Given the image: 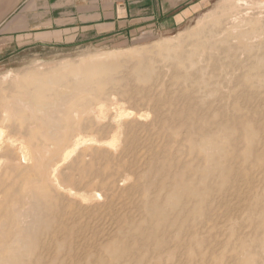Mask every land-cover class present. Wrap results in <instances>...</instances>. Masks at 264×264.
Returning a JSON list of instances; mask_svg holds the SVG:
<instances>
[{
    "label": "bare ground",
    "instance_id": "bare-ground-1",
    "mask_svg": "<svg viewBox=\"0 0 264 264\" xmlns=\"http://www.w3.org/2000/svg\"><path fill=\"white\" fill-rule=\"evenodd\" d=\"M226 21L225 28L230 30H227V35L225 32L226 40H221L222 46L219 45V64L217 62L218 58H213L216 60L215 62H217H214L215 65H219L216 77L217 82L215 83V88L218 87V91L215 89L216 91L213 92L217 95V108L215 113V118L217 117V119H214L215 121L212 119L211 122L201 121L204 120V118H200V114L198 115V113L195 114L197 115V119H193L195 116L193 114L194 111H192V113L191 107L188 108V102H186L185 105L183 104V100L185 99L183 98L182 100V98H179L182 100V102L179 100L181 102V104L180 102L179 104L180 106H183L178 109L179 105L177 106V104H174L178 97L177 99L172 98L173 96L170 97L169 93L165 95L164 93L168 92V90H164L163 96L160 97L157 96L158 92L156 93V97L159 98L156 102H154L153 106H151V101L154 99L149 101L151 103V110L152 107H155L154 109H158L161 105L164 106V108L165 105H176L178 107L175 111L176 115L172 112L174 110H170V115L173 113V115L177 116V120H179L180 117L185 119L183 122L179 121V123L180 125L182 124L181 126L186 130L185 132L187 135H185L187 137L185 135L184 136L187 138L185 140L187 144L183 145L185 144V142H183L184 140L179 141L180 143L182 141V146L185 148L184 151H181H183V153L186 152V159H182V156H174L176 155L174 154L176 151L177 154H180L181 151L179 149H174L176 148L174 147L175 143L173 146L174 148H170V128L167 129L169 131V138H165L164 135L166 132L163 134V129L166 126V120H168L163 114V108L161 109L163 110L161 112L159 109L156 110V112L154 111L155 114L152 120L150 119L149 122L147 121L141 124L140 122L142 121V118L144 117L145 119V115L143 113L140 114V112L138 113L136 111L137 114L134 115L135 112L132 113L130 112L131 110L126 112V109V111L123 110L124 108L122 109V105L114 101L115 103L112 104L108 102V105L111 104L114 112L116 113H114L113 116H108L109 112L106 108L107 104L105 105L103 103L104 101H99V99L105 100V98L101 99V97L106 96V93L110 95L111 88L108 90L109 92H106L108 85L118 83L119 80H121L116 77L121 64L116 61L117 57L112 54L108 55L106 59H102L100 57L101 59L95 58L92 61L90 60L87 64L83 63L77 66L65 65L66 67L49 73H31L28 78L26 77L21 81H16L13 89L9 86L7 88L8 93H0V264H58L59 262L62 264L64 262V260H61V255L64 254L62 251L73 249L78 242L77 239L79 237L81 238L82 235L90 233L92 226L89 225V221L91 219L96 220V223L97 219L99 221L100 219L102 221H110L114 224V226H116L115 230L118 233V236H113L112 234L111 236L108 233L110 236L108 235L109 237H107V239L105 238L106 233L103 235V239H101V244L98 247L94 246L97 248L96 252L91 249L88 251L89 263L91 264H189V262L194 260L199 254L202 255L205 264H219L221 258L226 253H228L229 256L238 257L239 255L240 258L238 260V264H264V197L262 199V203H259V206L255 210L251 209V211L254 210L251 225L249 224L251 231V233L249 231V234L251 235V240L247 241L245 235H239L233 226L234 222L230 224L231 220L235 218V213H233V216H230L232 212L231 209H234V204L236 206V203L239 204V202L243 201H241V199L248 196V194L247 196L244 195L247 191L249 192V195H251V192L256 196H262L264 194V138L259 137V133L256 132L260 129L262 123L258 124L257 121L251 117V113H249V105L242 103L246 102V94L244 95L242 92L237 90L240 79H238L239 75L237 74V70H239L238 67L241 64L240 58L242 55L239 51L240 49H242V51L246 50L245 42L247 41L246 39L250 37H247V35H249V31L247 35L246 33L233 35L232 32L233 30H236L237 27L234 23L236 20H234L231 16V18L228 17V20ZM242 22V25L244 23L246 24V22ZM259 25L257 24L258 27H260ZM254 27H256L255 24ZM229 37L232 40H235L236 43H232V41L230 43L228 39ZM170 56H172V54ZM163 57H166V55ZM155 61L156 60L150 62L155 64ZM166 61L167 60L164 62ZM146 67L150 68V66ZM254 67L258 66L255 65ZM172 69L174 70V68ZM202 70L203 69L199 67V71L202 72ZM128 71L126 70L125 72ZM130 71H133V74H136V77L140 78L142 81H149L150 83L155 81L153 80L155 78L148 73L150 71L147 72V69L140 62L137 63L133 70ZM130 71L128 74L131 73ZM178 72L181 74L182 71L179 70ZM178 72L176 71L175 73ZM258 72L257 74L259 76ZM155 73L158 72L155 71ZM160 73L161 72H159V74ZM118 74H120V72ZM128 74H126L125 80H127V77L130 79V76H127ZM21 76L22 75H20V77ZM159 76H156L157 81ZM18 77H15V80L20 78ZM185 77L186 76L182 77L183 80ZM150 78H152V81H150ZM162 79L164 80V78ZM123 80L124 79H122V81ZM163 80L160 81L163 83ZM254 80H256V78ZM186 81L188 82V80ZM123 83H125V81ZM159 83L160 82L158 81L156 86H160ZM165 83L168 84L167 82ZM254 83L256 84V81ZM257 83L260 84L259 82ZM176 84L178 85V83L173 85L177 87ZM64 85L69 86L70 91L68 93L59 89ZM123 85L125 86V84ZM151 86H149V88H151ZM164 86L162 88H164ZM153 88L157 89L155 86H153ZM86 89L87 91L88 89L91 90V93H89L87 97L92 94L90 95L91 97L94 96L96 99L98 98V102L96 104L93 102V106H97L96 109L93 106L91 107L90 104L92 111L95 110L97 115L95 118L93 117L95 115L91 114L92 111H89V113L93 115L91 117L95 118V120L98 121L96 123L99 124L101 123L100 121L104 120L102 118L104 114L105 116H108L105 118L106 120L108 119V121L105 123L104 120L105 124H102L100 129V134L106 135L102 136L100 139L95 137L91 138V136H82L81 134H83V132L81 131L83 129H79L81 130V133L77 134V131H79L77 130L76 134H72L70 137L68 136L69 138H65V140L67 139L66 145L60 152H58L59 150L57 151L56 149L58 146L56 147V145H58L60 141L65 142L63 137L67 131H63V129L71 126V124L75 122L73 121L74 119H71L72 122L70 124L69 118H62L60 115H64V113L68 114L75 110L76 107L83 106L81 104H77V102L79 99H81L80 102H83L84 99L87 100V98H84ZM155 89L153 93H155ZM183 89L184 88L181 90ZM188 89L187 91L189 92L190 90ZM190 89L191 91L195 90H192V88ZM12 90H15L14 93H12ZM161 90L163 89H160V94ZM82 91H84L85 94ZM128 91L130 92V90ZM169 92L172 91L169 90ZM177 92H179V90ZM177 92L173 95L179 96ZM245 92L247 93V91H244V93ZM208 93L210 94V91ZM185 94L188 95L187 92H185ZM253 95V97L258 95L257 90L253 93ZM94 97L91 99L92 101H94ZM108 97L110 98V96ZM195 97L189 105H191L193 101L195 102ZM243 97L245 99L241 102V98ZM91 100L88 99L90 103L92 102ZM176 102L178 103V101ZM82 104L86 105V103ZM88 105L89 103L86 106ZM108 105L107 107H109ZM61 109L63 110L60 112L61 114H59ZM84 109H89V107H85ZM194 109L197 110V107ZM108 110L111 112L112 109L110 110V108H108ZM202 110L204 109L202 108ZM207 111L209 112V110ZM89 113L86 114V117L87 115L89 117ZM92 113H94V111ZM81 114H84L83 111ZM203 114L204 113H202V115ZM129 115L136 117V120L133 119L135 120V124L139 123L143 126V128L140 129H144V135L140 136L139 133L135 131L134 124L127 125L129 124L127 121V117ZM173 115H171L170 119H172ZM81 116L82 118L84 117V115ZM208 116L207 120H210L212 116H210L209 119ZM76 117L79 116L76 115ZM84 120H86V118ZM196 121H198L197 124L195 123ZM77 122V125L80 127L79 121ZM75 123L74 126L76 125ZM98 124L97 126H100ZM170 124H167V126ZM81 125H83L82 122ZM74 126L73 128L77 127ZM94 128L96 127L94 126ZM138 128L136 127L137 130ZM175 131L177 132V130L174 129V133H172L173 135H175ZM182 131L179 132L181 133ZM183 133L184 132H182V134ZM144 136L146 138V142H144ZM137 141L138 144L140 143L139 141H142L140 145L141 147L144 146L145 151L143 149L142 152H139L141 151L139 148V151L136 150ZM173 142L177 143V141ZM61 145L59 147H61ZM59 147L58 149H60ZM81 147H90L88 149L92 148L98 153L96 154L94 151L95 155L93 156L91 162H88L89 164L83 160H79V158H76L72 164L69 166L67 165L68 167L65 166L66 169L64 168L63 170L64 164L72 160L71 157L75 158L74 155L78 153L77 151ZM116 147L122 148L124 153H134L136 159H139H137L139 161L137 164L140 165V168L141 164H143V166L146 165L145 168L147 169L145 170H149L146 172L150 174L149 177L152 179L153 169H161L164 166L172 167L171 170L164 174L165 176L158 183L157 189L154 191L150 192L147 185H142L145 180L143 182L140 181L142 184H138V182L134 181L135 184L132 183L130 185H125L123 182V184H121L122 186L120 185L121 187L128 189L131 193L133 191H135L136 194L138 193V195L134 196L135 198L137 197L134 204H136V202L138 203L137 208L135 207L134 210L137 209L136 211H138L140 223L141 221L144 222L146 224V228L143 227L142 224L138 225L135 221H131L130 216H120L126 214L131 209L128 206L129 202H121L123 201L121 200L118 203H115L114 201L116 199L114 198H112L114 200H108L109 202L107 200L102 201V197H104L107 187H105L106 189L103 188L101 193H97L95 191L96 189L86 190L87 192H84L80 191L79 187L72 188V186L74 187L75 185L89 186L88 184L92 180L91 176L93 174L97 175L98 178L100 176H104L107 169L106 162H109L108 157L111 156L110 150ZM122 151L121 153H123ZM84 152L82 151V153ZM82 153L81 155H84ZM118 153H120V151ZM124 153L123 155L126 156ZM123 155L121 154V156ZM102 157L106 159L105 163L104 161L102 162L103 164L101 163L103 160ZM127 157L126 159L124 157L122 158L127 160ZM122 158V161H120L124 162ZM77 159L79 162H77ZM127 161H125V163ZM121 165L125 164L122 163ZM116 168V171L118 170V172H120V167ZM66 170L68 172L64 173ZM142 171L139 169L140 173ZM123 173L124 171L122 174ZM137 178L138 181L141 179L139 176ZM118 180L121 181V178ZM104 189L105 191H103ZM132 189L134 190L132 191ZM120 190L121 192L123 191V189ZM128 190L126 191L128 192ZM261 190L263 194L261 193ZM127 192L125 195H127ZM105 195L106 199H110L107 198V194ZM251 196H253V194ZM253 205L256 206L255 203ZM132 211L133 210L130 212ZM82 216H86L90 218V220L88 219L87 223L82 224L83 221L78 223V219L80 217L82 218ZM236 220L238 219H235V221ZM26 221L28 222L27 224ZM98 224L100 223L98 222ZM94 225L95 223H93V226ZM100 231L102 232V230ZM119 235H126L128 239L123 240L119 237ZM91 241L89 243H91ZM96 242L98 243L100 241L97 240ZM137 244L145 246L149 249V259H138L136 256L132 255L134 247ZM79 249H81V246ZM75 250L77 251V249ZM68 258H70V256H68ZM73 258H75V264L80 263V259L76 255Z\"/></svg>",
    "mask_w": 264,
    "mask_h": 264
},
{
    "label": "rangeland",
    "instance_id": "rangeland-1",
    "mask_svg": "<svg viewBox=\"0 0 264 264\" xmlns=\"http://www.w3.org/2000/svg\"><path fill=\"white\" fill-rule=\"evenodd\" d=\"M238 4H239V6H238ZM241 4H242V8H241ZM154 5L155 6L153 7V14L151 15V17L149 19H147L146 21L138 24L137 27H134L135 29L134 28H128V29H125V30H123L121 32L111 33V35L103 36V37H100V38L96 37V38H92V39H76V40L75 39H67V41H63V40L59 39L57 41H53V42L45 43V44H35V43H27V44H24V43L23 44L22 43H18V44L17 43H11V44H9L5 40H0V93H5V92L8 93L7 88L9 86H11L12 89H13V86L16 84V81H21L22 79H24L26 77L28 78V76L31 73H38V74L49 73V72H53V71H56V70H60V69H62L64 67H66V66H77V65H81L83 63L87 64L88 62H90V60L92 61L95 58L97 59V58L101 57L102 59H106L108 55L112 54L115 57H117L116 61L121 64V67L118 70L117 75H116V77H118L117 79H121V80H119V82H118L119 84L115 83V84L108 85V87H107L108 89L106 90V92L111 88L110 95L108 93H106V96L101 97V99L105 98V100H100L99 99V101H102V102L104 101L103 103L105 105L106 104L108 105V102L111 103V104L116 102V103L122 105V109L123 108H124L123 110L126 109L127 110V111L125 110L126 112H129L130 110H131L130 112H132V113L135 112L134 115L137 114V112L138 113L140 112V114L143 113L145 115V119L146 120L143 117L142 118L143 122L142 121L140 122L141 124L145 123L147 121L149 122L150 119L152 120L154 118V114H155L156 110L159 109L160 112L164 110L165 113L163 111V114L166 116L165 118L168 119V120H166V126H165L166 127V131H165V127H164L163 134H164V132H166V134L164 136H165V138H167L169 136V131L167 129L170 128L169 129L170 133H171L170 135L173 138L172 139L171 137L170 138L168 137L169 141H170V145H171L170 148L171 147L172 148L176 147L174 149H179L180 151L181 150L184 151L185 148L182 146V141L184 140L183 142H185V144H183V145L187 144L186 141H185L187 139L186 138L187 137L186 136L187 133L185 132L186 130L181 126L182 124L180 125L179 121L183 122V120H185V119H183V117L182 118L180 117L179 120H177V116H175L176 115V112H175L176 108L179 107L178 109H180L183 106V105L180 106L183 98L185 100L187 98L186 101L183 100V104L186 105V102H188V108L191 107V112L194 111V113L192 112L194 115L196 113H198V115L200 114L199 115L200 118H204V120H201V121H207V122L210 121L211 122L212 119H213V121H215L217 119V117L215 118V116H216L215 113H216V108H217V105H216L217 104V102H216L217 95H215L216 93H213V92L216 91L215 89H217V91H218V87L216 86L217 88H215V83L217 82V78L216 77H217V74H218L217 70H218V66L219 65H217V64L215 65V63L218 62V64H219V61H218L219 60V56H218L219 53L218 52H219L220 46H222L221 45L222 44L221 40H226V35L228 34L227 32L230 30V29H226L225 28V23L227 22L226 20H228V17L231 18V16H232V18H234V20H236L234 23L237 26L236 30H233L232 34L233 35H238V34L241 35L242 33H246V35H247V33L249 31V33H248L249 35H247V37L250 36V37H248L249 39L248 38L246 39L247 41L245 40L246 41L245 42V48H246V50L247 49L248 50L247 51L246 50L242 51V49H240V51H239L243 56L241 55V58H240L241 64L238 67L239 70H237L238 71L237 74L239 75L238 79L240 78L239 82H238V89L237 90L239 92H242V94H244V95L246 94L245 95V96H247V99L245 100L246 102H242V101H244L243 99H245L244 97L241 98L242 100L241 99L240 100H241V102L243 104L245 103V104L249 105V110H250L249 113H251V117L254 120H256L258 124L262 123L260 129L258 131H256V132L259 133V137H263L264 138V102H263L264 101V94H263L264 93V91H263L264 90V78H263L264 77L263 76L264 75V38H263L264 37V35H263L264 34V0H157L154 3ZM241 16H242V18H241ZM245 20H247V21H245ZM249 20H251V21H249ZM242 21L246 22V24L244 23L242 25L241 24ZM256 21H257V23H256ZM254 24H255L256 27H254ZM257 24L258 25L260 24L259 25L260 27H258ZM253 29H255L256 31L253 30ZM211 30H212V32H211ZM262 30H263V32H262ZM225 32H226V35H225ZM256 33H258V34H256ZM250 34L251 35L253 34V35L251 36ZM228 39H229L230 43H231V41H232V43L235 42V40H232L230 37ZM248 44H250V45H248ZM167 46H168V49H167ZM256 48H257V50H256ZM133 49H135V50H133ZM138 51H139L140 55H139ZM171 54H172V56H170ZM164 55H166V57H163ZM214 57L218 58V59L216 58L217 62H215L216 60H214L215 59ZM169 58H170V60H169ZM242 59H243V62H242ZM152 60L153 61L156 60L154 62L155 64L151 63V62H153ZM165 60H167V61L164 62ZM206 60H207V62H206ZM122 62H123V64H122ZM139 62L141 64H143V66L147 69V72L150 71L148 73H150V75H152L153 78H155L153 80H155L157 83L155 81H153V83L152 82L150 83L149 81L148 82L142 81L140 78L136 77V74H133V71L132 72L130 71V70H133L134 66L137 63H139ZM142 62H144V63H142ZM69 63H71V64H69ZM160 64H162V65H160ZM174 65H175V67H174ZM200 65H202L203 67L200 66ZM255 65H257L258 67H254ZM124 66H127L128 68L124 67ZM146 66H150V68H148ZM260 66H262V67H260ZM154 67H156V68H154ZM170 67L174 68V70L172 68H170ZM199 67L203 69L202 72L199 71ZM159 69H160V71H159ZM124 70L125 71L129 70L131 73L128 74L129 71L125 72ZM179 70L182 71L181 74L178 72ZM155 71L158 72V73H155ZM176 71L179 74L175 73ZM256 71L257 72L259 71L258 72L259 76H258ZM119 72H120V74H118ZM152 72H154V73H152ZM159 72H161V73L159 74ZM255 72H256V74H255ZM191 73H193V74H191ZM126 74H128L127 76H130V79H129V77H127V80H129V81L125 80L126 79ZM155 74H156V76L161 75L158 78V81L161 83V84L159 83L160 86H158V85L156 86V84H158V81L156 80ZM260 74H261L262 77L260 76ZM20 75H22L23 77L22 76L20 77ZM134 75H135V78H134ZM184 76H186V77L183 80L182 77H184ZM257 76H258V78H257ZM15 77H18L19 79L15 80ZM195 77H197V78H195ZM254 77L256 78V80H254L255 79ZM259 77H260V79H259ZM162 78H164V80ZM122 79H124V80L122 81ZM150 79L149 80L152 81V78H150ZM185 79L188 80L189 83ZM160 80L161 81L163 80L164 84ZM124 81H125V83H123ZM255 81H256V84L254 83ZM165 82H167L168 84H166ZM257 82H259L260 84H258ZM171 83H173V84L178 83V85L176 84L178 88L175 85L171 84ZM123 84H125V86ZM151 84H152V86H151ZM170 84H171V86H170ZM142 85H143V88H142ZM148 85L151 86V88H149ZM153 86H155L158 89V91H157V89L153 88ZM163 86H164L165 89L162 88ZM62 87H60L59 89L62 90V91L64 90L66 93H68L70 91L69 86L64 85ZM129 87H130V89H129ZM179 87H180V89H179ZM189 87L192 88V90H194V89L195 90L191 91V89ZM113 88H114V90H113ZM171 88L173 90L174 89H178L179 92H177L178 90H174V92H173V90ZM182 88H184V89L181 90ZM89 89H88V91L86 89V91H85L86 94H85L84 91H82V92H84L85 97L83 96L84 94L82 96L84 98H87V100L84 99L83 102H80L81 99H79V101L77 102V104H81L83 106H81V107L78 106L72 112H70L68 114L64 113V115H62L60 113L63 109H61L59 111V114H61L60 116H62V118L63 117L69 118L70 124H71L73 119H74L73 121L76 122V123L73 122V124H71V126H69L67 128L65 127L66 130H65V128L63 129V131H67L65 136L63 137L64 139L62 138L63 140H65V138H69L72 134H76V131L79 130V129H81V130L83 129V130L82 131L81 130L77 131V134L83 132V134H81L82 136L86 135L88 137L91 136V138L95 137V138H99L100 139L102 136L106 135V134H104V135L100 134L101 133L100 129L102 127L101 125L105 124L108 121V119L107 120L105 119L106 117H108L110 115L113 116L114 113H116V112H114L113 106H111V104L108 105L109 107H107V105H106V108H107V111L109 112L108 113L109 115L105 116V114H104V116L102 117L105 120V123H104V120H102V119H100V120H102V121H100L101 123H99V124L96 123V122H98L97 120H95L97 115L95 113V110H93L95 114L92 113L93 111H92L91 107L93 106L94 103L96 104L98 102V98L96 99L94 96L91 97L90 95H92V94H90L88 96L89 97L88 98L87 95L89 93H91V90H89ZM154 89L156 90L155 93H153ZM160 89H163V90H161V94L159 93ZM187 89L190 90V91L188 92ZM128 90H130V92ZM164 90H168V92L165 91L166 93H164ZM169 90H171L172 92H169ZM211 90H213V91H211ZM256 90L258 92V95H256L257 97L256 96L253 97L254 96L253 93ZM14 91L12 90V93H14ZM207 91L208 92L210 91V94ZM244 91H247V93L246 92L244 93ZM82 92H81V94H82ZM112 92H113V95H112ZM176 92H177V94L180 97L173 95L174 93L176 94ZM185 92H187L188 95H186ZM193 92H196V93H193ZM204 92L206 93V95H205ZM156 93H157V96H159V97L163 96V93L165 95L169 93L170 97L173 96L172 98H175V99H177V97H178V99L176 100V101H178V103L175 101L174 104H177V106L178 105L179 106L177 107L176 105H174V106L173 105L172 106L165 105V108H164V106L161 105L162 107L160 106L158 109H154L155 107H152V110H153V112H152L150 104L152 103L151 106H153L154 102H156V100L159 98V97H156ZM248 93H249V96H248ZM158 94H160V95H158ZM183 94H184V96H183ZM135 95H136V97H135ZM189 95L192 97V99H191V97ZM192 95L196 96V97L194 96L195 97V102L193 101L192 104L189 105L190 102L194 99V97ZM244 95H242V96H244ZM251 95H252V97H251ZM108 96H110V98ZM150 96H151V98H150ZM93 97L95 98V99H93L94 101L91 100ZM154 97H156V98H154ZM179 98L180 99L182 98V100H180ZM88 99L91 100L92 102L90 103V101H88ZM108 99H109V101H108ZM152 99H154V100L151 101ZM197 100H198V102H197ZM149 101H151V103ZM179 102H180V104H179ZM82 103H86V105L89 103V105L86 106L85 104H82ZM90 104H91V107H90ZM105 105H103V106H105ZM124 105H126V106H124ZM83 107L84 108L85 107H89V109H84ZM93 107H95V109L97 108L96 105H94ZM196 107H197V110H200V111H197L196 109H194ZM108 108H110V110L112 109L111 112L108 110ZM162 108H163V110H161ZM202 108L204 110H202ZM170 110L171 111L174 110L172 112H174V114H175V115H173V113L171 112L172 113L171 115H173L172 119H170L171 118ZM207 110H209V112ZM82 111H83L84 114H81ZM89 111L90 112L92 111L91 114H93L95 116L91 115L89 113ZM195 111H197V112H195ZM201 111H202V113H204L203 115H202ZM145 112H146L147 115L145 114ZM207 112H208L209 116L207 115ZM74 113L77 116H79V117H76V115ZM87 113L90 114L89 117H88V115L86 117ZM148 113H150V114H148ZM81 115H84V117L82 118ZM80 116H81V118H80ZM91 116H93L95 118H93ZM207 116H208V119L210 118V116H212V117L210 118V120H207ZM85 118H86V120H84ZM127 118H128L127 121L129 123L127 125H133L134 124L135 125V131L137 133H139L140 136L145 134L144 129H140V128H143V126L141 124H139V123L135 124V122H134L136 120L135 116L129 115ZM133 119H135V120H133ZM180 119H182V120H180ZM193 119H197V115H195L193 117ZM129 120L130 121L132 120L131 121L132 123ZM77 121H79L80 127H79V125H77L78 124ZM198 121H196L195 123L197 124ZM81 122H82V124L84 126L81 125ZM74 123L76 124L75 126H77L76 128H73ZM173 123H174V125H173ZM90 124L92 125V129H91V125ZM97 124L100 125V126H97ZM167 124H170V125L167 126ZM93 125L96 128L97 127H99V128L96 129V128H94ZM138 126H139V128H138ZM176 126H178V127H176ZM136 127L138 128V130L136 129ZM179 128L180 129L183 128V129L180 130ZM94 129H95V131H94ZM174 129L177 130V132L175 131L176 132L175 135L172 134V133H174L173 132ZM72 130H75V131H72ZM87 130H88V132H87ZM91 130H93V131H91ZM171 130H173V131H171ZM179 131H182L184 133L182 134V132L180 133ZM177 133H178V135H177ZM183 137H184V139H183ZM179 138H181V139H179ZM145 139L146 138L144 136V142H146ZM66 140H65V142L64 141H60L58 143V145H56V147L57 146L59 147L61 144H64V145H61V147H59L60 149H58V147L56 148L57 151L59 150L58 152H60L61 149L64 148V146L66 145V142H67ZM179 140H182L181 143H180ZM173 141H177V143L173 142ZM139 142L141 143L142 141H139ZM136 143L138 144V141ZM140 143L138 145L136 144V146H137L136 150L139 151V149H140L141 151H139V152H142L143 149H144V146H142L143 147L142 148ZM174 143H175V146H174ZM179 145H181V146H179ZM82 148H84L85 150L82 149ZM88 148H90V147H87V148L81 147V148H79V150L77 151L78 153H76L77 156L75 154L74 155L75 158L71 157L72 160H70L68 162L69 164L68 163L64 164L63 170H64V168L66 169V167H68L70 164H72V162H74L76 158H79V160H83L84 162H87V164H89L91 162V160L93 159V156L95 155L96 151L94 149H92V148L91 149H88ZM82 151L83 152L85 151V152L82 153ZM117 151L118 152L120 151V153H118ZM121 151H122V148H120V147L112 148L110 150L111 156L108 155L109 156L108 157L109 158V160H108L109 162H106V165H107L106 168L107 169L105 171L106 172L105 175L104 176H100L98 178L97 175L93 174L91 176L92 180L90 181V183L91 182L92 183L88 184L90 187L87 186V185H80L81 187L75 185L74 187L72 186V188L79 187L80 191H84V192H87L86 190H95L96 189L95 191L97 193H101L102 189L107 187L106 191H105L106 188L103 190V191H105V193H104V197H102V199H103L102 201H105V200H107V201L109 200L110 201L112 198H114V199H116L114 201L115 203L116 202L118 203L121 200H123L121 202H129L128 206L131 209L129 210V212H127L128 214L126 213V214L120 215V216H130L131 221H135L136 224H138V225L142 224V226L145 227L146 224L144 222L141 221V223H140V220L138 218L139 217L138 216V211H136L137 209L134 210L135 207L137 208V204H138L137 202H136V204H134L136 199H137V197L135 198L134 196L138 195V193L136 194V192L133 191L134 189H132V191H133L132 193L129 192L128 189L121 187L122 186L121 184H123V182H124L125 185H127V184L130 185V184L134 183V181L138 182V184H140L141 182H143L145 180L143 182V184L142 183L141 184L142 185H147L149 190H150V192H151V191H154L155 189H157L158 183L165 176L164 174L167 173L169 170H171L172 167L171 166H164L161 169H157V168L153 169V179H152V178L149 177L150 174H148L146 172V171H149V170H145V169H147V168H145L146 165L144 164L145 166H143V164H141V168H140V165L137 164V163H139V161H138L139 159L138 158H137L138 160L136 159L134 153L133 154L132 153H126V152L124 153V151H122L124 154H126V156H125V155H123V153H121ZM138 151H136V152H138ZM144 151H145V149H144ZM183 151H181L182 153L180 152V154H182V155H180L179 153L177 154V151H176L174 153L176 155H174V156H178V157L182 156V159H186V157H187L186 156V152L183 153ZM86 152H87V154H86ZM81 153L84 154V155H81ZM97 153L98 152H96V154ZM121 154L123 156H121ZM78 155H81V156H78ZM132 155H134V156H132ZM183 156H185V157H183ZM83 157H84V159H83ZM120 157L121 158L124 157L125 159L127 157L128 161L124 160V158H122L124 162H121L122 160H121ZM79 160L77 159V162H79ZM105 160L106 159L103 158L101 163L103 161L105 163ZM125 161H127V162L125 163ZM101 163H100V165H101ZM122 163H124L125 165H121ZM122 166H123V168H122ZM131 166L132 167L133 166L134 167L137 166V167H135L137 170L134 167L132 168ZM142 166H143V168H142ZM116 167H120V169L118 168L120 172H118V170L116 171V169H117ZM108 168H109V170H108ZM139 169H140V171H142V170L143 171L140 173ZM123 171H124V173L122 174ZM130 171H131L132 175H131ZM65 172H68V171L66 170V171H64V173ZM114 173H116V174H114ZM119 173H120V175H119ZM137 173H138V175H137ZM133 175H134V177H133ZM136 175H137V177L139 176V178H141L142 180L139 179V181H138V178L136 177ZM143 177H146V178H143ZM117 178L118 179L121 178V181L118 180ZM98 181H100V182H98ZM100 187H101V189H100ZM108 187H109V189H108ZM120 189H123V191L121 192ZM126 190H128V192ZM110 191H112V192H110ZM126 192H127V195L130 194V195H128L129 198H128L127 195H125ZM261 193H262V190H261ZM105 194H107V196H108L107 198H110V199H106V195ZM247 194H248V196H247ZM250 194L251 195L253 194L254 198H253V196L249 195V192L247 191V193L244 194L247 197H245L243 195L245 197V198L241 199V201L242 200L243 201L239 202V204L236 203V206L234 204V209L233 210L231 209L232 212L230 214V216L231 215L233 216V213H235L234 214L235 218H233L234 220L233 219L231 220L230 224H232L234 222L233 226L235 227L236 231L239 233V235H241V234L245 235L247 241L251 240V235L249 234V231H250V225H251V222H252V216H253L254 210L259 206V203L260 204L262 203V201H263L262 199L264 197L263 193H262L263 195L260 194L262 196H256L252 192ZM119 197H121V198H119ZM114 199H112V200H114ZM131 199H132V201H131ZM247 201H249V202H247ZM242 203H244V204H242ZM254 203H255L256 206L253 205ZM242 205H244V206H242ZM250 206H253L255 208L250 207ZM251 209H254V210L251 211ZM131 210H133V211L130 212ZM197 216H199V215H197ZM240 217H241V219H240ZM88 219L90 220V218H88L86 216H84V217L82 216V218L80 217L77 222L81 223L83 221L82 224L83 223H87ZM235 219H238V220L235 221ZM85 220H87V221H85ZM27 221H26V224L28 223ZM95 221L96 220H92V219L89 221L90 222L89 225L92 226V227L90 226L92 229H91L90 233H88L89 235L87 234V235H82L81 238L79 237L81 240L79 238H78L79 240L77 239L78 242L73 247V249L68 250V251H62L65 254V255L64 254L61 255V260H64V262H63L64 264H68V263L69 264H75L74 263L75 258H73L75 255L80 259V261H79L80 263L79 264H91V263H89V253H88V251L91 249L92 251L96 252L97 248H95V247L96 246L98 247L101 244V241H102L101 239H103L102 238L103 235H105L107 233L105 235L106 239L111 234L113 236H118V233L115 230L116 226H114V224L111 223L110 221L109 222L108 221H102L101 219H100V221L97 219V223ZM98 222L100 224H98ZM93 223H95L94 226H93ZM240 223H242V224H240ZM100 230H102V232ZM92 232H93V234H92ZM250 233H251V231H250ZM94 234H96V235H94ZM86 236H87V238H86ZM119 237H121L123 240L128 239V237L126 235H119ZM95 238L96 239L98 238L97 240L100 241V242L97 243L96 242L97 240ZM89 240L90 241L92 240L91 243H89L90 242ZM79 242H80V244H79ZM85 242H87V243H85ZM80 246H81V249H79ZM75 249H77V251ZM65 252H67V253H65ZM148 252H149V249L147 247L142 246L140 244H137L134 247V251H133L132 255L136 256L138 259H141V258L149 259L150 256H149ZM83 253H84V255H83ZM225 255H226V257H225ZM225 255L220 260L221 264H238V260L240 258L239 255H238V257L237 256H229L228 253H226ZM68 256H70V258H68ZM71 257H72V259H71ZM69 260H71V261H69ZM203 263H204V260H203V257H202L201 254L197 255L194 260L189 262V264H203ZM58 264H60V262Z\"/></svg>",
    "mask_w": 264,
    "mask_h": 264
},
{
    "label": "crops",
    "instance_id": "crops-1",
    "mask_svg": "<svg viewBox=\"0 0 264 264\" xmlns=\"http://www.w3.org/2000/svg\"><path fill=\"white\" fill-rule=\"evenodd\" d=\"M157 0H0V40L45 44L137 27ZM135 29V28H134Z\"/></svg>",
    "mask_w": 264,
    "mask_h": 264
}]
</instances>
